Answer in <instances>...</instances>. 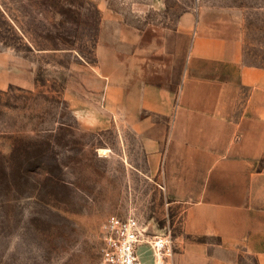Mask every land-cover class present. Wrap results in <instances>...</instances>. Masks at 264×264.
<instances>
[{
	"label": "rangeland",
	"instance_id": "1",
	"mask_svg": "<svg viewBox=\"0 0 264 264\" xmlns=\"http://www.w3.org/2000/svg\"><path fill=\"white\" fill-rule=\"evenodd\" d=\"M197 26L236 36L244 63L264 67V0H0V52L31 82L8 83L0 66V264H99L111 214L170 231L178 252L219 241L184 232V204L149 175L139 136L83 125L66 95L99 44L140 47L147 77L176 86Z\"/></svg>",
	"mask_w": 264,
	"mask_h": 264
},
{
	"label": "crops",
	"instance_id": "2",
	"mask_svg": "<svg viewBox=\"0 0 264 264\" xmlns=\"http://www.w3.org/2000/svg\"><path fill=\"white\" fill-rule=\"evenodd\" d=\"M193 33L176 86L147 77L140 47L99 44L97 64L82 65L81 88L69 85L66 95L83 125L139 136L149 175L184 204V232L219 240H183L178 264H240L241 252L264 264V67L244 63L236 36ZM0 59L8 83L31 84L21 58Z\"/></svg>",
	"mask_w": 264,
	"mask_h": 264
},
{
	"label": "built area",
	"instance_id": "3",
	"mask_svg": "<svg viewBox=\"0 0 264 264\" xmlns=\"http://www.w3.org/2000/svg\"><path fill=\"white\" fill-rule=\"evenodd\" d=\"M102 235L99 264H178L171 232H154L136 217L109 215L102 224Z\"/></svg>",
	"mask_w": 264,
	"mask_h": 264
}]
</instances>
